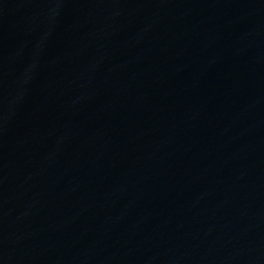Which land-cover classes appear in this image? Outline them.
<instances>
[{"label":"water","instance_id":"water-1","mask_svg":"<svg viewBox=\"0 0 264 264\" xmlns=\"http://www.w3.org/2000/svg\"><path fill=\"white\" fill-rule=\"evenodd\" d=\"M0 264H264V0H0Z\"/></svg>","mask_w":264,"mask_h":264}]
</instances>
